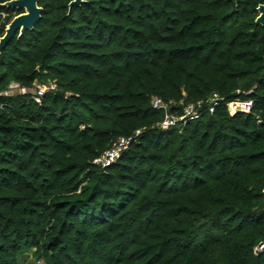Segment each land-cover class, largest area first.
Returning a JSON list of instances; mask_svg holds the SVG:
<instances>
[{
    "label": "trees",
    "instance_id": "obj_1",
    "mask_svg": "<svg viewBox=\"0 0 264 264\" xmlns=\"http://www.w3.org/2000/svg\"><path fill=\"white\" fill-rule=\"evenodd\" d=\"M70 1L0 51V264H264V0Z\"/></svg>",
    "mask_w": 264,
    "mask_h": 264
},
{
    "label": "built area",
    "instance_id": "obj_2",
    "mask_svg": "<svg viewBox=\"0 0 264 264\" xmlns=\"http://www.w3.org/2000/svg\"><path fill=\"white\" fill-rule=\"evenodd\" d=\"M9 88H10L9 92H12V89L14 88H16L18 92L21 93L26 92V89L19 88L17 84L14 83L10 84ZM54 88H55L54 84H49L46 86H38L33 91L34 100L39 101V98L43 95L44 92H46L48 89H54ZM219 102H220V97L218 96V94L212 93L205 101L208 112L213 113L215 107L219 105ZM201 105H202V101H197L196 103H189L183 105V109L180 114H173L167 111L168 105L166 103H163L160 98L153 97L151 100L152 108L164 110L163 119L159 123V127L161 129H169L171 127H177L178 129H180L188 121L197 119L201 115V112L199 110ZM252 105H253V101L251 99H234L226 103V108L229 114L232 115L237 112L249 113ZM128 144H129L128 138L120 137L116 139L112 143L111 147L105 150L98 158L94 159L92 163L102 168L111 165L118 158L121 151H123Z\"/></svg>",
    "mask_w": 264,
    "mask_h": 264
},
{
    "label": "water",
    "instance_id": "obj_3",
    "mask_svg": "<svg viewBox=\"0 0 264 264\" xmlns=\"http://www.w3.org/2000/svg\"><path fill=\"white\" fill-rule=\"evenodd\" d=\"M83 0H72L68 4L70 9L73 5H78ZM8 8H20L22 13L14 16L4 28L3 35L0 36V51L6 43L17 34L21 36L26 30H31L34 24L40 19L42 8L38 6V0H7L1 4ZM258 15L255 18L257 24H264V4L256 7Z\"/></svg>",
    "mask_w": 264,
    "mask_h": 264
},
{
    "label": "rangeland",
    "instance_id": "obj_4",
    "mask_svg": "<svg viewBox=\"0 0 264 264\" xmlns=\"http://www.w3.org/2000/svg\"><path fill=\"white\" fill-rule=\"evenodd\" d=\"M17 91L16 88L12 89V92ZM33 91V90H32ZM19 264H41L40 262H36L31 254L25 255Z\"/></svg>",
    "mask_w": 264,
    "mask_h": 264
}]
</instances>
